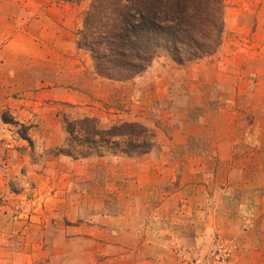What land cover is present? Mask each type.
Masks as SVG:
<instances>
[{
    "label": "rangeland",
    "instance_id": "obj_1",
    "mask_svg": "<svg viewBox=\"0 0 264 264\" xmlns=\"http://www.w3.org/2000/svg\"><path fill=\"white\" fill-rule=\"evenodd\" d=\"M41 1H11L18 44L0 23V264H264V0H224L216 53L160 48L117 81L76 44L91 0ZM59 6L75 11L63 56L41 35ZM65 117L138 122L153 146L68 156Z\"/></svg>",
    "mask_w": 264,
    "mask_h": 264
},
{
    "label": "trees",
    "instance_id": "obj_2",
    "mask_svg": "<svg viewBox=\"0 0 264 264\" xmlns=\"http://www.w3.org/2000/svg\"><path fill=\"white\" fill-rule=\"evenodd\" d=\"M224 14V0H91L76 44L89 52L98 76L127 80L144 72L160 48L178 65L216 53ZM64 130L65 142L58 149L68 156L76 152L75 145L86 149L82 157L96 146L114 154H141L154 142L153 133L138 122L101 129L95 119L65 117Z\"/></svg>",
    "mask_w": 264,
    "mask_h": 264
},
{
    "label": "crops",
    "instance_id": "obj_3",
    "mask_svg": "<svg viewBox=\"0 0 264 264\" xmlns=\"http://www.w3.org/2000/svg\"><path fill=\"white\" fill-rule=\"evenodd\" d=\"M11 1L12 0H0V5H3L4 10L2 11L4 14L3 19H1L0 23L2 24V29L4 31H12V33H8V36L5 37L3 42H7L9 45L8 46H13L19 43V41H21V39L24 37V35L21 33V28H19L20 25V21L18 19V17H16L13 21V23H11L9 20L11 19V11L12 9H14V7L16 9H19L20 6L18 4L12 5L11 6ZM51 0H42L41 4L43 3H49ZM9 2V3H8ZM30 2V1H29ZM35 6H39V1L38 2H34ZM63 8H59L56 10L57 17L58 20L55 22H50L47 21V25L43 26V28H41V30L43 29V33L41 35H45V36H51L50 38H52V42H47L48 45H54L56 46V48H58L59 50H56V54H60L63 56V52H65V48L67 47H73V45L75 44V40L72 37V34L70 32L69 29L72 28L71 25V16L73 13H75L73 6H61ZM12 8V9H11ZM36 10V9H35ZM10 13L8 14L7 12ZM1 13V10H0ZM6 13V14H5ZM2 14V13H1ZM0 14V16H1ZM15 15V14H14ZM46 19H43L42 22H45ZM8 29V30H7ZM73 29V28H72ZM62 36H68V38L64 41L62 39ZM27 39H29L30 42L37 44V45H42V43L40 42V37L38 39V37L34 36H27ZM44 44V43H43Z\"/></svg>",
    "mask_w": 264,
    "mask_h": 264
}]
</instances>
